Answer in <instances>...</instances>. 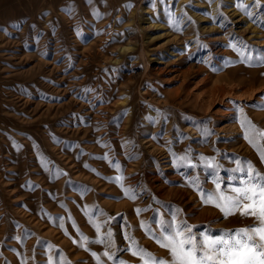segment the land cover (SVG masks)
<instances>
[{"label": "rangeland", "instance_id": "374dc122", "mask_svg": "<svg viewBox=\"0 0 264 264\" xmlns=\"http://www.w3.org/2000/svg\"><path fill=\"white\" fill-rule=\"evenodd\" d=\"M262 105L264 0H0V264H115L125 234L163 257L160 221L252 224L201 193L264 175L240 124L264 131Z\"/></svg>", "mask_w": 264, "mask_h": 264}, {"label": "snow or ice", "instance_id": "6c2138e0", "mask_svg": "<svg viewBox=\"0 0 264 264\" xmlns=\"http://www.w3.org/2000/svg\"><path fill=\"white\" fill-rule=\"evenodd\" d=\"M240 111L244 138L259 152L260 159L264 161V149H261L257 143L258 140H264V131L257 129V125L244 115L243 109ZM234 171L242 172L246 177L243 179L231 177L239 186H230L227 190H222L221 183L217 180L214 182V191H202V203L217 208L224 218L239 215L251 219L252 224L236 229H223L222 234L218 236L201 233L200 238L197 239V233L192 230L194 226L188 225L186 220L160 221L159 231H153L151 228H147V231L154 237L155 242L166 250L167 256L151 253L140 246L130 234H125V238L130 242L128 247L117 249V252L128 251L133 256L139 257L142 264H264V175L257 171L251 162H248L246 168H237ZM116 179L122 181L123 177ZM124 194L132 199L136 196L131 189H125ZM139 211L137 209V213ZM89 222L96 228L97 233H100L101 225L92 220ZM59 226L63 227L62 224ZM140 226L145 227L143 221ZM112 236V230L109 228L106 233L92 242L105 244L106 248H111L114 246ZM81 238L88 239L83 233ZM117 252L106 250L102 255L115 264H128L127 261L117 257ZM92 256L97 260V264H101L100 255L92 252ZM48 264H53L51 257ZM56 264L61 262L57 261Z\"/></svg>", "mask_w": 264, "mask_h": 264}]
</instances>
